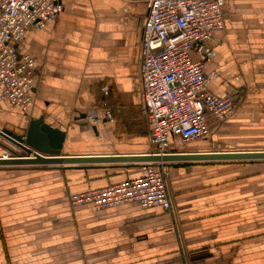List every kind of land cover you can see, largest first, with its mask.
I'll return each mask as SVG.
<instances>
[{"label": "crops", "instance_id": "obj_1", "mask_svg": "<svg viewBox=\"0 0 264 264\" xmlns=\"http://www.w3.org/2000/svg\"><path fill=\"white\" fill-rule=\"evenodd\" d=\"M61 2L16 45L35 58V102L28 114L0 102V128L20 134L41 117L65 131L64 156L151 153L138 48L147 0ZM221 8L203 71L210 92L235 95L234 111L206 137L171 140L169 152H264V0ZM13 153L24 154L0 137V156ZM145 163L0 166V264H264V158L167 162L170 212L70 206V193L142 177Z\"/></svg>", "mask_w": 264, "mask_h": 264}, {"label": "built area", "instance_id": "obj_2", "mask_svg": "<svg viewBox=\"0 0 264 264\" xmlns=\"http://www.w3.org/2000/svg\"><path fill=\"white\" fill-rule=\"evenodd\" d=\"M221 4L222 0H147L138 42L139 75L141 111L153 154L168 153L173 139L185 144L208 136L212 125L234 111L235 95L210 92L209 76L203 71L215 55L207 42L224 28ZM62 9L61 0H0V102L31 112L35 58L18 53L16 45L29 28H44ZM104 116L112 119L109 109H104ZM9 156L13 155H2ZM144 171L139 178L70 193L69 204L105 208L134 201L143 208L172 211L168 163L147 162Z\"/></svg>", "mask_w": 264, "mask_h": 264}, {"label": "water", "instance_id": "obj_3", "mask_svg": "<svg viewBox=\"0 0 264 264\" xmlns=\"http://www.w3.org/2000/svg\"><path fill=\"white\" fill-rule=\"evenodd\" d=\"M0 137L5 139L10 144L22 150L27 155L0 156V166L11 165H43V164H61V165H76V164H92L99 162H111L120 160H137L143 162H171L180 160L194 159H241L264 158V152L251 153H179L176 151L166 154H145L135 157L119 156H64L61 155V148L65 139V131L60 128L53 127L43 121L41 117L30 119L23 133H15L7 128H0ZM10 149V148H9Z\"/></svg>", "mask_w": 264, "mask_h": 264}, {"label": "rangeland", "instance_id": "obj_4", "mask_svg": "<svg viewBox=\"0 0 264 264\" xmlns=\"http://www.w3.org/2000/svg\"><path fill=\"white\" fill-rule=\"evenodd\" d=\"M11 155H13V156H18L19 154L17 155L16 153H13V154H11ZM21 155H23V154H21ZM21 155H20V156H21Z\"/></svg>", "mask_w": 264, "mask_h": 264}]
</instances>
